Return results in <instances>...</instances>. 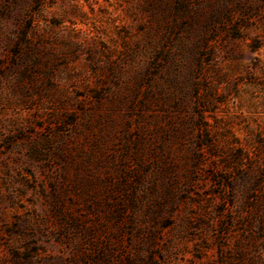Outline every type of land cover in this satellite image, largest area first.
I'll return each instance as SVG.
<instances>
[{
	"label": "rangeland",
	"instance_id": "374dc122",
	"mask_svg": "<svg viewBox=\"0 0 264 264\" xmlns=\"http://www.w3.org/2000/svg\"><path fill=\"white\" fill-rule=\"evenodd\" d=\"M0 264H264V0H0Z\"/></svg>",
	"mask_w": 264,
	"mask_h": 264
}]
</instances>
